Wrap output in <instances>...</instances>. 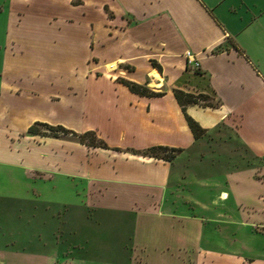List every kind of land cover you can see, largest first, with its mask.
<instances>
[{
    "label": "crops",
    "instance_id": "0c3cea01",
    "mask_svg": "<svg viewBox=\"0 0 264 264\" xmlns=\"http://www.w3.org/2000/svg\"><path fill=\"white\" fill-rule=\"evenodd\" d=\"M38 3L50 11L21 8ZM57 4L75 13L57 16ZM0 11L7 12L0 31V169L25 180H69L82 196L70 214L90 221L67 242L74 253L98 264H264V0H7ZM34 19L56 27L50 49L65 56L84 49L82 69L44 64L47 47L28 24ZM66 25L81 30L77 44L61 39ZM100 77L112 95L89 90L88 80ZM118 77L161 93H135ZM57 79L65 89H47ZM173 88L203 93L211 104L182 109ZM185 115L201 135H192ZM36 122L75 133L94 129L107 146L71 132H28ZM151 145L178 151L170 159L140 153ZM9 194L0 197L14 198ZM60 204L65 212L73 206ZM79 226L59 220L47 233L56 252L15 251L9 231L0 238V264H57L60 238L78 234ZM47 234L39 239L44 245ZM258 236L263 243L256 245Z\"/></svg>",
    "mask_w": 264,
    "mask_h": 264
},
{
    "label": "rangeland",
    "instance_id": "374dc122",
    "mask_svg": "<svg viewBox=\"0 0 264 264\" xmlns=\"http://www.w3.org/2000/svg\"><path fill=\"white\" fill-rule=\"evenodd\" d=\"M7 4V0L5 2H2L0 0V7L3 8ZM41 3L33 4V5H24L21 8H26L31 11V13L36 14L38 12L33 11H44L49 12L50 7L48 5H40ZM62 4V3H60ZM60 4L55 5L58 9L57 16H60L61 14H74L75 10L68 9L65 5L61 6ZM52 7V5H51ZM54 8V7H53ZM6 9V8H5ZM1 12V11H0ZM7 12H1L0 13V31L2 32L3 25L5 23L4 15ZM99 10L97 8H94L90 15L94 20H97L99 18ZM32 22L35 24L37 29L41 32V38L44 40V46L47 47L46 52H44L41 56L44 58V64L47 67H52L53 65H61L63 63L71 64V65H78L82 69V63L81 58L84 53V49L79 46L77 49L71 48L69 50V54L65 56L66 53H60L57 49H50L49 46H53V43H51L54 36L58 35L55 34L56 27L44 23L38 19L29 20V25L32 24ZM33 26V29L35 28ZM28 28H26L27 30ZM62 30H64L67 35L62 36L61 39H65L67 42L72 41V43H76L75 36L77 33H79L81 30L79 28H76L72 25H66L62 27ZM76 30H79L77 32ZM67 36V37H66ZM55 42V41H53ZM60 42V41H59ZM69 43V42H68ZM32 45L33 46V38L26 41V45ZM70 44V43H69ZM73 44V45H75ZM64 45V44H63ZM62 46V44H60ZM31 49L30 47H27ZM61 49V47L59 48ZM51 52H55V54H51ZM33 60L35 59V56L31 54ZM21 56H19L20 58ZM21 59V58H20ZM18 62V59L16 60ZM18 65V63H16ZM21 65V63H20ZM109 65V64H108ZM57 81L56 85L48 86L47 89L54 90L59 89L63 91L65 89V86L63 81L61 80H55ZM81 82V81H80ZM82 83V82H81ZM58 85V86H57ZM81 85V84H79ZM78 85V89L81 86ZM44 88V86H43ZM88 88L93 93H100L102 97L105 94L112 95V88L110 87L109 83L106 81L104 77H100L99 79L95 80H88ZM78 94L81 95V92ZM93 94V95H95ZM95 101H100L96 96L94 97ZM36 104H43L41 100H35L33 101ZM97 104V102H96ZM100 110L103 109L102 104L100 103ZM37 127L39 128L40 132H44L46 134H54V135H63L64 133L60 132L59 130H51L48 129L46 126L42 124H37ZM93 133L96 137L100 138L104 143L106 144V140L102 138L98 133L93 129ZM91 134H86L85 138L86 140L90 139ZM205 157H210V151L204 150ZM7 175L14 176L15 181L13 180V177H10V179L7 178ZM67 179H46V178H37V179H30L25 180L22 177V173L19 171L16 172H7L3 169H0V192L4 193H10L9 195H13L14 198L9 196V199H3V197H0V238L4 239L6 236H8L10 231V237H14L15 242L13 243V248L15 251L21 252V253H41L44 252H56L57 249L54 247V236L51 234H47L50 231H54L53 228L56 227V225L59 224V220L63 221V224H70V223H78L80 226L78 228V234L71 235L64 233L62 238H60V251H59V258L57 264H98L94 263L92 260L89 261L86 256L81 257L80 255L73 252V248L68 245V241L72 239H77L81 236V233H83V228H85V224L87 222H90L88 220H84V217L80 214L79 218L76 214H70V208L73 210L80 209L75 205V199L81 198V194H75L73 191V188L71 187V184L68 182ZM54 184V185H53ZM27 188V190H26ZM35 189V193H33L32 190ZM61 202H70L73 203V206H69V210L67 212L64 211L63 205H61ZM62 206V207H61ZM58 210V211H57ZM69 212V213H68ZM56 233V232H55ZM45 234H47V243L44 245L39 240L40 238L46 239ZM59 234V233H58ZM41 235V236H40ZM260 239L256 240L254 243L262 244L263 240L260 236H258ZM256 237V239L258 238ZM63 242V243H62ZM252 243V244H254ZM257 245V244H256ZM127 248H131L129 246V242L125 245ZM62 251V255H61ZM71 255H77L74 258H76V261L70 262V261H63L64 257H69ZM15 264H28L20 261H16ZM33 264V263H30ZM103 264V263H102ZM109 264H127L122 262H109Z\"/></svg>",
    "mask_w": 264,
    "mask_h": 264
},
{
    "label": "trees",
    "instance_id": "16d2710c",
    "mask_svg": "<svg viewBox=\"0 0 264 264\" xmlns=\"http://www.w3.org/2000/svg\"><path fill=\"white\" fill-rule=\"evenodd\" d=\"M158 66V65H156ZM159 68V67H158ZM118 80L121 81L123 84H125L129 90L141 94V95H158L161 92L160 91H154L152 89H149L143 84L136 83L134 81H130L128 79L118 77ZM172 93L177 101V103L181 106L183 109V106L186 103L190 102H202L204 104H211L210 101L207 100V96L203 93H191L184 90H181L179 88H173ZM186 122L188 124V127L190 128V131L194 137H197L203 133V128L200 127L191 117L188 115H185ZM37 124H42L46 126L48 129L51 130H59L62 133H68L71 132L68 129L64 128L61 125H48L44 122H36L28 127V132L31 133H37L39 132V128L37 127ZM72 134H75L78 137V140L80 142H84L88 145L92 146H101L106 147L107 145L102 141L100 138L96 137L92 130H87L81 133H75L71 132ZM91 134L90 139L86 140L85 135ZM178 151L177 147H170L166 145H151L148 146L142 150H140V153L152 155L155 157H161L164 159H170L172 158L175 153Z\"/></svg>",
    "mask_w": 264,
    "mask_h": 264
},
{
    "label": "built area",
    "instance_id": "2783aa9c",
    "mask_svg": "<svg viewBox=\"0 0 264 264\" xmlns=\"http://www.w3.org/2000/svg\"><path fill=\"white\" fill-rule=\"evenodd\" d=\"M186 57L188 59V61H194V64L196 65L197 62L193 59L192 55L188 54V52H186Z\"/></svg>",
    "mask_w": 264,
    "mask_h": 264
},
{
    "label": "bare ground",
    "instance_id": "6f19581e",
    "mask_svg": "<svg viewBox=\"0 0 264 264\" xmlns=\"http://www.w3.org/2000/svg\"><path fill=\"white\" fill-rule=\"evenodd\" d=\"M155 85V84H154Z\"/></svg>",
    "mask_w": 264,
    "mask_h": 264
}]
</instances>
